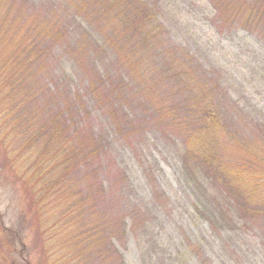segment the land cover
<instances>
[{"label": "trees", "instance_id": "16d2710c", "mask_svg": "<svg viewBox=\"0 0 264 264\" xmlns=\"http://www.w3.org/2000/svg\"><path fill=\"white\" fill-rule=\"evenodd\" d=\"M65 1V7L55 4L43 16L40 37L42 43L49 42L47 51H30L23 67L29 60L37 62V55L48 56L51 47L54 56L56 47H64L82 67L93 99L112 125L125 128L138 142L142 131L135 122L159 134L169 130L173 139L180 140L181 163L209 196L204 212L219 228L234 225L236 218L263 228L264 117H252L233 99L234 84L243 93L245 89L223 66L212 84L199 62L192 66L174 57L182 54L195 61L194 52L172 34L173 21L164 9L172 0ZM209 2L219 27L242 28L264 39V0ZM72 13L84 15L87 27L79 26L81 34L71 31ZM167 55L173 56L169 70L176 71L172 74L164 63ZM99 62L105 69L97 67ZM258 69L264 72V66ZM39 74L40 68L34 82L44 84ZM36 93L48 96L42 87ZM84 104L79 101L74 110L57 105L40 122L20 118L18 128L25 133L12 128L10 137L3 132L8 117H0V186L14 183L20 201L16 223L8 225L0 212V264H81L80 253L74 252L77 245L85 255L93 253L94 260L121 263L110 255L104 236L93 240L89 235L97 230L92 228L95 224L90 227L87 213L89 205L97 202L100 184L85 177L74 180L86 162L93 163L100 142L90 127L70 131L76 122L72 116L86 111ZM126 105L135 113L127 111ZM2 112L7 109L0 108ZM30 235L38 239L30 240ZM31 241L39 243V255L37 248L32 251L35 260L25 252Z\"/></svg>", "mask_w": 264, "mask_h": 264}, {"label": "rangeland", "instance_id": "374dc122", "mask_svg": "<svg viewBox=\"0 0 264 264\" xmlns=\"http://www.w3.org/2000/svg\"><path fill=\"white\" fill-rule=\"evenodd\" d=\"M65 2L0 0V108L7 109L0 117H8L3 132L10 137V129L18 131L20 118L40 122L41 117L55 112L59 106L74 110L79 101H85L86 111L72 116L76 122L70 131L90 127L100 142L93 163L86 162L80 177L74 180L85 177L96 186L100 184L102 190L94 197L97 202L89 205L91 211L87 213L90 227L95 224L92 228L97 230L93 232L95 235H89L93 240L104 236L110 255L120 258V264H264V227L236 218L234 225L219 228L212 221L204 212L209 196L189 177L180 160L182 144L173 139L169 130L159 134L149 125L135 122L142 131L138 142L125 128L112 125L93 99L82 67L64 47H56L55 56L51 47L48 56L37 55V62L29 60V65L23 67L30 51L35 54L38 50L47 51L45 46L49 42L42 43L40 37L43 16L55 4L65 7ZM171 3L164 9L173 21L172 34L194 52L195 61L182 54L174 57L192 66L199 62V67L209 73L212 84L217 83L215 76L219 66H223L245 89L243 93L234 84L237 90L232 88L233 99L252 117H264L261 88L264 72L258 69L264 66V39L242 28L219 27L209 0H172ZM82 14L75 17L70 14L75 18L71 30L75 34H81L79 26L87 27ZM23 44L30 48L25 49ZM172 59L171 55L164 58L170 74L176 71L169 70ZM97 67L103 70L106 65L99 62ZM38 68L44 84L40 80L34 82ZM31 72L35 73L31 75ZM204 72L201 71L207 75ZM38 87L48 96L38 95ZM124 107L135 113L130 105ZM18 129L25 133L24 128ZM3 184L0 212L10 225L18 221V188L14 183ZM29 237L38 239L36 235ZM38 246L39 243L31 241L25 251L33 260L37 259L35 254L39 255ZM75 251L80 253L81 264H104L102 259L94 260L93 253L85 255L81 245Z\"/></svg>", "mask_w": 264, "mask_h": 264}]
</instances>
